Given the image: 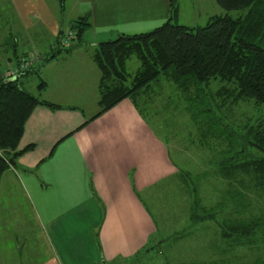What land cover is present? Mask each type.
Here are the masks:
<instances>
[{
    "label": "crops",
    "instance_id": "1",
    "mask_svg": "<svg viewBox=\"0 0 264 264\" xmlns=\"http://www.w3.org/2000/svg\"><path fill=\"white\" fill-rule=\"evenodd\" d=\"M8 1L21 32L0 77L19 60L38 66L39 73L31 72L47 81L40 96L62 107L35 106L19 144L34 147L0 179V250L10 247L11 261L29 264H124L153 254L150 247L168 238H157L161 230L142 193L177 172L168 143L130 97L83 123L100 109L96 45L161 24L169 0ZM205 1L208 20L226 12L216 0ZM85 14L81 40L52 55L57 36ZM158 252L140 264H162L165 253Z\"/></svg>",
    "mask_w": 264,
    "mask_h": 264
},
{
    "label": "rangeland",
    "instance_id": "2",
    "mask_svg": "<svg viewBox=\"0 0 264 264\" xmlns=\"http://www.w3.org/2000/svg\"><path fill=\"white\" fill-rule=\"evenodd\" d=\"M204 1L179 0V21L189 25L205 24L208 19L203 10L210 9L206 1V7H203ZM241 11L233 9L230 13L238 15ZM10 18H14V7L8 0H0V72L7 66L5 56L16 50V33L21 32L17 22H11ZM23 45L20 42V53ZM139 64L135 55L128 59V68L132 72ZM29 73L21 77L26 79H23L24 86L39 94L38 83L42 76ZM153 87L151 98L146 101L139 97L138 105L168 143L178 166L174 175L142 193L160 227L157 238H168L164 241L166 244L160 246L165 253L162 264H250L264 258V243L237 244L224 237L220 224L224 220L264 219V174H259L254 166L249 169L238 166L263 152L250 144L247 150L243 149L242 140L226 138L208 125L204 116L195 117L194 112L188 110L187 93L164 74ZM207 88L215 94L213 105L217 114L224 115L228 126L233 124L231 128L242 135L252 128L251 138L257 141V135L264 133V104L239 96L233 83L214 79ZM19 202L20 208H26L27 203ZM193 211L212 213L213 218L194 222ZM150 248H154L151 254L154 257L160 253V248ZM7 250H0V264H29L11 261L7 255L10 247ZM144 253L124 264H140L151 256Z\"/></svg>",
    "mask_w": 264,
    "mask_h": 264
},
{
    "label": "trees",
    "instance_id": "3",
    "mask_svg": "<svg viewBox=\"0 0 264 264\" xmlns=\"http://www.w3.org/2000/svg\"><path fill=\"white\" fill-rule=\"evenodd\" d=\"M60 1L63 6L64 0ZM216 1L226 12L212 15L205 24L180 22L179 0H169L170 13L161 24L146 31L120 33L115 38L100 41L93 53L100 69V109L83 124L124 97L132 98L137 105L139 97L149 100L153 86L164 74L187 93L188 110L194 112L195 117L204 116L208 125L218 129L226 138L242 140L243 149L247 150L250 144L261 150L263 154L238 166L243 169L254 166L259 174H264V133L258 134L256 141L251 138L252 128L242 135L231 128L233 124L228 126L224 115L220 110L217 114L213 105L215 94L207 88L214 79L233 83L239 96L264 104V0ZM233 9L242 11L232 15L230 10ZM88 24L86 14L73 21L75 37L81 40ZM54 44L59 50L52 55L69 47L61 44L60 35ZM132 55L140 61L134 72L128 68V59ZM20 61L18 65L21 66ZM31 71L39 73V67L22 68L16 77H0V179L11 165H18L22 153L34 147L33 143L21 148L19 144L35 106L42 103L52 108L62 107V104L42 98L24 86L21 77ZM46 84L42 77L38 89H45ZM191 216L194 222L213 218L212 213L197 211ZM220 224L224 237L237 244L264 243L262 218L238 222L224 220ZM250 264H264V258Z\"/></svg>",
    "mask_w": 264,
    "mask_h": 264
},
{
    "label": "built area",
    "instance_id": "4",
    "mask_svg": "<svg viewBox=\"0 0 264 264\" xmlns=\"http://www.w3.org/2000/svg\"><path fill=\"white\" fill-rule=\"evenodd\" d=\"M76 35V29L75 28H70L67 32H65L61 36V44L64 46H70L75 39ZM26 65L24 63H21V66L19 65L18 67H12L7 70V72L3 75V77H9L13 76L19 73L20 69L25 68Z\"/></svg>",
    "mask_w": 264,
    "mask_h": 264
},
{
    "label": "water",
    "instance_id": "5",
    "mask_svg": "<svg viewBox=\"0 0 264 264\" xmlns=\"http://www.w3.org/2000/svg\"><path fill=\"white\" fill-rule=\"evenodd\" d=\"M19 75V73L18 74H16V75H14L13 77H16V76H18Z\"/></svg>",
    "mask_w": 264,
    "mask_h": 264
}]
</instances>
